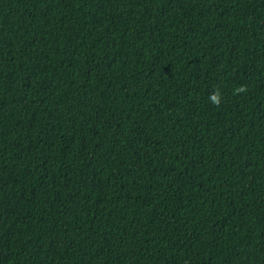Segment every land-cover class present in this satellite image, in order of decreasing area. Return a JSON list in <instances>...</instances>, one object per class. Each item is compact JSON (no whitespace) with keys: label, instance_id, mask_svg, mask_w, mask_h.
I'll return each instance as SVG.
<instances>
[{"label":"trees","instance_id":"trees-1","mask_svg":"<svg viewBox=\"0 0 264 264\" xmlns=\"http://www.w3.org/2000/svg\"><path fill=\"white\" fill-rule=\"evenodd\" d=\"M0 264H264V0H0Z\"/></svg>","mask_w":264,"mask_h":264},{"label":"clouds","instance_id":"clouds-1","mask_svg":"<svg viewBox=\"0 0 264 264\" xmlns=\"http://www.w3.org/2000/svg\"><path fill=\"white\" fill-rule=\"evenodd\" d=\"M212 99L216 102V103H219V100L216 96H213Z\"/></svg>","mask_w":264,"mask_h":264}]
</instances>
